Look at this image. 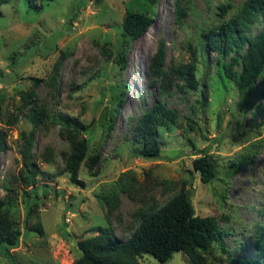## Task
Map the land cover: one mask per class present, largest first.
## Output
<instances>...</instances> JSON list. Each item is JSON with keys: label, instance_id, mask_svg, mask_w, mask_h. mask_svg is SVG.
I'll list each match as a JSON object with an SVG mask.
<instances>
[{"label": "rangeland", "instance_id": "obj_1", "mask_svg": "<svg viewBox=\"0 0 264 264\" xmlns=\"http://www.w3.org/2000/svg\"><path fill=\"white\" fill-rule=\"evenodd\" d=\"M244 1L0 4V203L21 232L18 245L0 252V264H73L82 256L81 241L104 230L127 240L143 214L183 188L197 215L219 221L218 239L201 251L207 264H231L234 257L264 264L255 247L264 227L263 117L223 76L219 61L224 57L206 42L207 32L235 15ZM178 2L186 11L182 23L176 16ZM229 2L232 8L220 17V7ZM128 11L155 18L137 40L122 34ZM263 26L264 17L251 34ZM162 42L163 76L153 73ZM123 53L125 67L119 62ZM191 61L198 65V89L187 87L173 72ZM167 76L171 85L157 88ZM262 86L260 78L257 89ZM31 93L47 113L37 127L25 101ZM251 99L264 103L256 93ZM157 103L176 109L179 119L159 132L161 157L143 158L134 154L139 144L127 139L128 118L138 119ZM67 122L77 123L80 133ZM75 136L87 143L77 181L65 169ZM97 152L101 163L94 169L90 157ZM204 153L218 163L217 177L209 183L201 181L193 165ZM244 155L251 161L235 170ZM138 260L194 264L183 251L166 262L151 254Z\"/></svg>", "mask_w": 264, "mask_h": 264}, {"label": "trees", "instance_id": "obj_2", "mask_svg": "<svg viewBox=\"0 0 264 264\" xmlns=\"http://www.w3.org/2000/svg\"><path fill=\"white\" fill-rule=\"evenodd\" d=\"M9 0H0V4ZM53 0H42L49 2ZM156 5L158 0H150ZM232 8V3L220 7V17ZM177 21L182 23L186 11L178 2L176 7ZM264 17V0H245L238 12L221 21L215 28L207 32V45L219 52L224 57L220 65L223 76L233 82L241 95L248 98V103L255 107L262 115L264 123V103L252 101L251 95L257 94L264 97V26L252 35L255 23ZM155 22V18L139 11H128L122 24V34L130 40L142 37ZM245 50L241 52V49ZM233 51L229 61L226 57ZM166 50L163 42L159 45L153 60V73L163 76ZM127 56L123 53L119 59L120 65L125 67ZM236 67H239L237 69ZM59 70V69H58ZM178 78L183 79L187 87L200 88L198 78V65L195 61L180 65L173 69ZM263 78V86L257 89V83ZM56 81V78H54ZM157 82V81H156ZM154 81L153 84H156ZM171 77L163 78L157 88L171 85ZM161 84V85H159ZM156 87V86H155ZM126 88L128 86L126 85ZM35 93L26 94L25 101L30 104L34 116V125L37 127L43 117L47 115L38 99L33 98ZM124 100L119 101L120 109L123 108ZM40 107V108H39ZM179 113L176 109L169 108L165 103H157L146 109L138 119L128 118L127 128L131 133L127 139L139 144V149L134 153L143 158L161 157L162 143L159 132L162 127L174 125L178 122ZM67 124H70L67 122ZM71 125V124H70ZM73 128L76 133L77 123ZM71 125V126H73ZM113 123L109 126V131ZM32 138V137H31ZM87 143L83 138L75 136L72 141L71 151L66 154L65 169L71 174L73 181L78 180V172L82 162L86 158ZM250 155L237 163L235 170L240 169L246 162H250ZM101 163V154L97 152L90 157V167L98 168ZM193 165L200 173L201 181L209 183L217 177L218 163L208 153L194 159ZM219 221L215 216L197 215L191 195L186 188L175 195L168 202L147 214H143L141 222L133 230L130 237L121 241L112 235L109 230H104L96 236H91L79 243L82 256L73 264H143L138 257L143 254H151L161 262H166L177 251L187 254L194 264H207L201 251H207L210 245L220 235ZM21 232L14 227L13 220L8 211L0 203V252L4 253L5 246H16L19 243ZM255 247L257 258L264 257V227L261 234L256 238ZM231 264H254L246 258H233Z\"/></svg>", "mask_w": 264, "mask_h": 264}]
</instances>
